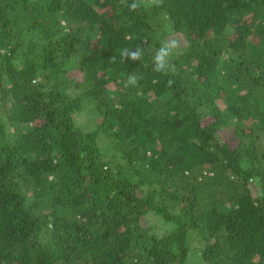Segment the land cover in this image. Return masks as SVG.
<instances>
[{"label": "trees", "instance_id": "16d2710c", "mask_svg": "<svg viewBox=\"0 0 264 264\" xmlns=\"http://www.w3.org/2000/svg\"><path fill=\"white\" fill-rule=\"evenodd\" d=\"M0 264H264V0H0Z\"/></svg>", "mask_w": 264, "mask_h": 264}, {"label": "clouds", "instance_id": "9594fccd", "mask_svg": "<svg viewBox=\"0 0 264 264\" xmlns=\"http://www.w3.org/2000/svg\"><path fill=\"white\" fill-rule=\"evenodd\" d=\"M122 3L127 4V7L131 11H136L142 5L160 6L163 3V0H132L130 4L127 2V0H122ZM177 46V41L174 39H169L161 42V46L155 50V53L152 57V70L154 72L166 74L168 71H174V65L171 64L170 57L173 55L174 50L177 49ZM142 55V46L135 47L134 50L124 48L120 51V56L124 61L125 59L139 61L142 58ZM110 59L113 62L115 61L114 56H112ZM137 83L138 77L135 75V73H133L127 77L125 86H135ZM171 83L172 81H169V84Z\"/></svg>", "mask_w": 264, "mask_h": 264}]
</instances>
